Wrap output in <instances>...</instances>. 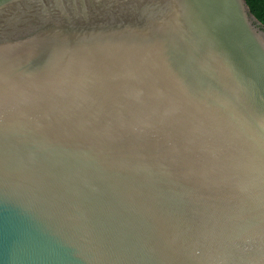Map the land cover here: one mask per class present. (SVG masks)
Returning a JSON list of instances; mask_svg holds the SVG:
<instances>
[{
  "label": "water",
  "instance_id": "95a60500",
  "mask_svg": "<svg viewBox=\"0 0 264 264\" xmlns=\"http://www.w3.org/2000/svg\"><path fill=\"white\" fill-rule=\"evenodd\" d=\"M0 264H264L245 0H0Z\"/></svg>",
  "mask_w": 264,
  "mask_h": 264
},
{
  "label": "trees",
  "instance_id": "16d2710c",
  "mask_svg": "<svg viewBox=\"0 0 264 264\" xmlns=\"http://www.w3.org/2000/svg\"><path fill=\"white\" fill-rule=\"evenodd\" d=\"M250 12L264 26V0H245Z\"/></svg>",
  "mask_w": 264,
  "mask_h": 264
}]
</instances>
